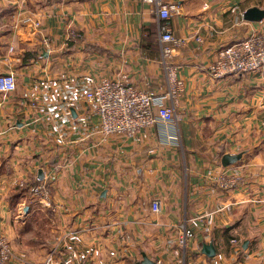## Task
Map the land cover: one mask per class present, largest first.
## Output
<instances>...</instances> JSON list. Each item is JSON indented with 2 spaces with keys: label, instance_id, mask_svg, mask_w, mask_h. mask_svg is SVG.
<instances>
[{
  "label": "crops",
  "instance_id": "crops-1",
  "mask_svg": "<svg viewBox=\"0 0 264 264\" xmlns=\"http://www.w3.org/2000/svg\"><path fill=\"white\" fill-rule=\"evenodd\" d=\"M161 1L177 12L162 19L143 0H0V74L14 71L17 84L0 93V233L29 264H141L143 254L156 264H264V70L208 71L219 49L264 32V18L243 19L264 0ZM166 27L183 41L169 58L179 121L100 139L84 89L108 79L164 92ZM51 166L48 205L20 192ZM222 174L238 177L234 189H218ZM209 243L211 257L201 251Z\"/></svg>",
  "mask_w": 264,
  "mask_h": 264
},
{
  "label": "built area",
  "instance_id": "built-area-1",
  "mask_svg": "<svg viewBox=\"0 0 264 264\" xmlns=\"http://www.w3.org/2000/svg\"><path fill=\"white\" fill-rule=\"evenodd\" d=\"M153 3L157 7L158 15L162 19H168L172 13L177 12L174 5H167L161 0H143ZM34 27L39 26L38 20L27 17L23 20ZM68 40L80 39L77 32L70 31ZM198 40H200L198 38ZM161 41V64L163 65L168 87L162 93L151 90H140L121 80L103 79L98 83L84 89L83 99L87 111L98 117V126L95 129L100 139L110 135L133 136L137 132H143L153 126H171L179 121L180 116L175 112L173 101L180 93V84L177 71L169 63L177 46L183 41L174 37L170 28L166 27L160 36ZM50 40L42 38L43 46L50 48ZM13 47H9L12 51ZM264 70V32L253 33L248 37L219 49L216 59L209 65L208 71L213 78L219 79L230 75L257 74ZM16 76L14 71L8 70L0 74V93H11L16 89ZM164 139L168 142H177L176 132H167ZM56 178V167L51 166L45 180L36 183L21 181L18 185L25 188L28 194L49 203L48 181ZM239 181L238 177L220 175L215 183L218 189L228 191L234 189ZM159 200L151 202V210L158 212ZM235 241L234 239L232 240ZM179 242L184 244V237H179ZM29 264L19 255L15 254L8 239L0 233V264Z\"/></svg>",
  "mask_w": 264,
  "mask_h": 264
},
{
  "label": "water",
  "instance_id": "water-1",
  "mask_svg": "<svg viewBox=\"0 0 264 264\" xmlns=\"http://www.w3.org/2000/svg\"><path fill=\"white\" fill-rule=\"evenodd\" d=\"M264 18V9H260L258 7H250L246 9L243 13V19L246 21H260ZM241 157V154H224L221 157V165L222 166H228L237 160H239ZM39 179L42 178V172H38ZM247 242L243 243V247H245ZM202 253L205 254L208 257H211L214 255L215 250L211 243L209 244H203ZM141 264H156L155 262L149 260L144 254L142 255Z\"/></svg>",
  "mask_w": 264,
  "mask_h": 264
},
{
  "label": "trees",
  "instance_id": "trees-1",
  "mask_svg": "<svg viewBox=\"0 0 264 264\" xmlns=\"http://www.w3.org/2000/svg\"><path fill=\"white\" fill-rule=\"evenodd\" d=\"M18 189L20 190V192H24L26 190L25 188H22V187H19Z\"/></svg>",
  "mask_w": 264,
  "mask_h": 264
},
{
  "label": "rangeland",
  "instance_id": "rangeland-1",
  "mask_svg": "<svg viewBox=\"0 0 264 264\" xmlns=\"http://www.w3.org/2000/svg\"><path fill=\"white\" fill-rule=\"evenodd\" d=\"M48 38V37H47Z\"/></svg>",
  "mask_w": 264,
  "mask_h": 264
}]
</instances>
